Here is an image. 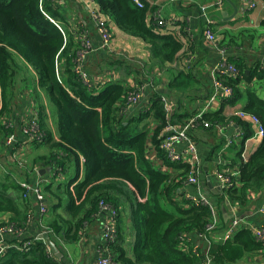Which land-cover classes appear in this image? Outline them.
I'll return each mask as SVG.
<instances>
[{
  "label": "trees",
  "instance_id": "trees-1",
  "mask_svg": "<svg viewBox=\"0 0 264 264\" xmlns=\"http://www.w3.org/2000/svg\"><path fill=\"white\" fill-rule=\"evenodd\" d=\"M94 1L104 17L127 35L143 40L150 47L152 62L167 65L182 52L184 45L178 37L163 35L150 27L148 19L155 7L146 0H142V8L131 0ZM56 6L53 0H0V142L3 143L16 131L15 127L7 129L5 122L11 112L8 97L19 75V60H23L36 72L41 91L57 110L58 140L45 123V108H40V127L46 139L41 145L47 144L49 151L44 156H38L34 165L46 163L52 170L55 167L63 172L68 162L72 160L75 163L74 176L67 185L59 184L54 190L48 185L43 189L46 200L49 196H45V192L51 199L52 195L58 199V202L49 204L53 217L45 222L46 228L52 230V237L54 233H63L68 242L75 243L84 237L88 223L102 213L100 201L104 200L116 209L129 207L137 230L133 255L120 248L116 260L119 264H202L203 256L194 253L195 246L190 237L205 233L209 209L194 205L183 207L175 202L174 197L187 173L177 180L171 174L156 169L146 156L150 141L161 151L163 137L159 136L167 126L161 97L153 95L151 107L141 117L126 119L120 106H124L128 93L133 89L112 83L96 93L85 85L73 70V37L59 24V21L64 23V17ZM52 20L61 26L64 33ZM156 23L158 25V20ZM222 47L226 51L230 49L228 43ZM62 58L67 61L64 67L60 62ZM226 61L235 65L239 76L219 73L218 78L224 86L232 88L233 96L221 101V110L204 114L209 126L227 123L221 112L225 104L234 105L242 100L241 85L244 82L251 83L255 75L264 78L263 70L248 74V67L241 58L233 60L228 56ZM248 89V102L243 111L256 116L264 127V100L253 88ZM151 116L157 120L154 129L133 126ZM234 121L241 123L238 118ZM251 134H247L244 142ZM80 156L85 160L84 179L71 190V185L81 174ZM3 180L0 181V214L11 215L5 224H15L23 229L28 219L33 217L31 203L29 199H23L21 206L18 197L11 191L19 194L24 189L10 175ZM239 180L240 187L227 191L231 203L244 205L252 193L264 192V137L258 150L243 163ZM60 191L70 200L64 207V215L57 213L62 208L61 196L58 195ZM23 195L26 196L25 192ZM217 197L219 202L225 200L221 194ZM168 205L174 206L176 213L167 210ZM242 251L245 254L263 252L264 241L242 229L228 244L211 248L216 264L236 261ZM61 262L50 252L46 241L41 239L33 241L28 252L10 249L0 257V264Z\"/></svg>",
  "mask_w": 264,
  "mask_h": 264
},
{
  "label": "crops",
  "instance_id": "crops-1",
  "mask_svg": "<svg viewBox=\"0 0 264 264\" xmlns=\"http://www.w3.org/2000/svg\"><path fill=\"white\" fill-rule=\"evenodd\" d=\"M146 1L155 7L154 13L148 19L150 27L154 31H160L163 35L178 37L184 45L182 52L173 63L163 65L152 62L150 47L143 40L127 35L106 17L107 26L110 27L113 38L109 48H102L101 36L89 10V0L83 2L53 0L64 17V23L59 21V24L73 37L74 46L71 52L75 53L74 65L82 45L79 33L81 31L89 33L92 50L85 56L84 66L95 81L92 89L98 93L109 84L120 83L133 90H142V96L138 103L129 105L124 112L126 119L138 118L146 113L145 111L151 107L150 99L157 94L164 95L168 100L169 110L164 107L167 121L169 119V122L176 125L182 124L188 120V117L190 119L198 115L206 101L215 95L214 69L221 63V55L206 37L207 19L202 12L203 7H209L208 12L214 19L213 28L219 45L221 47L226 43L230 45V49L227 51L228 56L233 60L241 58L248 67V74L251 71H258V69L264 71V0H255L258 2V7L247 14H243L241 11L242 0ZM159 18L165 20V27L160 28L157 25L156 21ZM19 61L21 76H19L17 84L20 85L16 86L15 83L8 97L11 106L9 116L15 123V130L16 132L20 131L19 126L23 124L27 114H30L34 109L40 113V108L44 107L47 115L45 123L52 130L54 138L58 140L56 118L53 117L51 107L49 110L48 104L50 105V103L47 96L38 85V76L23 60ZM60 62L63 67L67 64L65 58H62ZM248 87L253 88L252 90L257 93L258 97L264 100V78L260 79L255 75L251 83L244 82L241 85L242 100L234 105L225 104L221 114L227 123L211 126L200 125L190 132L191 137L198 145L202 185L206 194L218 204L220 211L218 228L208 234L213 242L212 247L224 246L232 241V239L227 241L223 239L229 222L234 218L252 222L256 227L264 224V218L257 212L264 205V192L252 193L249 201L244 205L238 202L231 203L229 200L219 202L217 197L220 195L221 187L216 172L241 171L243 163L258 150L263 142V136L257 135L258 127L249 118L241 119L236 115L239 111H243L248 102ZM225 99L227 98L220 93L218 103L207 113L220 109L221 101ZM51 118H53V125H51ZM234 118L240 119L241 123L237 124ZM156 121L151 116L133 126L138 125L139 129L148 126L149 130H152L157 125ZM217 125L224 128L219 130ZM212 127L213 129H210ZM163 133H165V129L159 138L163 136ZM249 133L252 134L244 142ZM180 148L183 147L180 146ZM23 149V154L18 155L15 148L6 146L4 141L0 142V168L3 170V178L10 175L18 185L23 182L22 180L35 184L37 181L49 178L53 172L50 165L46 163H35L34 165L38 156L48 153V145H36ZM146 156L156 169L164 173H166L164 169L172 166L170 174L176 179L181 178L189 170L188 165L184 162L175 164L169 161L163 151H158L151 141L148 143ZM84 162V158L80 156L81 174L77 182L71 185V190L84 179ZM74 165L72 160L68 162L63 171V179L58 182L52 181L46 186L51 185L54 190L59 184L67 185L74 176ZM209 183L219 194L213 193L209 188ZM61 193L62 191L58 195L61 196L62 208L57 213L64 215V207L70 203V200ZM12 194L18 197L21 206H23V199L30 198L33 217L28 219L23 229L26 238H40L46 231L41 227L40 206L37 205L36 199L34 196H24L23 191L19 194L12 192ZM188 194H195L194 187L182 184L174 201L187 207L189 204ZM46 195L49 196V199L44 201L48 207L44 218L45 222L53 217L49 204L58 202L55 196L52 195L51 199V196L45 192ZM124 208L126 207L118 209L120 211L117 218L118 237L114 242L110 243L104 239L103 229L107 215L101 213L98 218L88 223L83 239L80 238L75 243L68 242L63 233H54L53 237L49 233L50 240L56 245L62 257L59 259L48 245L50 252L59 262L62 261L61 264H99V260L105 258H111L112 264H119L116 262L119 257V249L122 248L130 256L133 255V243L137 235L129 207ZM166 209L176 213V208L172 205H168ZM10 219V214H0V225L8 223ZM190 240L194 246L201 248L208 245V242L197 234H192ZM13 243H17L13 236H8L4 241H0V252L4 251V255L7 254L9 251L7 247ZM228 264H264V251L252 254L243 252L236 261H231Z\"/></svg>",
  "mask_w": 264,
  "mask_h": 264
},
{
  "label": "built area",
  "instance_id": "built-area-1",
  "mask_svg": "<svg viewBox=\"0 0 264 264\" xmlns=\"http://www.w3.org/2000/svg\"><path fill=\"white\" fill-rule=\"evenodd\" d=\"M79 1L83 2L88 0ZM89 1V10L96 23L98 33L101 36L102 48H109L113 38L110 27L107 26V21L105 17L100 13L97 5L95 4V1ZM131 1L136 6L141 8L143 7L144 3L142 0ZM241 2V11L243 14H247L258 7V2L255 0H242ZM208 9L209 7L202 8V12H204L207 19L206 37L209 41L214 44L218 53L221 55V63L214 69L213 83L215 87V95L206 101V103L204 104V108L198 115L186 120L182 124L176 125L174 123L169 122L168 119L167 126L165 127V133H163L162 136L163 140L161 141L160 148L165 154V157L172 163L182 164V162H184L189 167L187 176L183 179V184L194 187L195 194H188L189 204L187 206H202L208 208L210 211L209 221L206 225L205 233L199 235L200 238H203L205 239V241L208 242V245L205 248L195 246L193 251L196 255L203 256L202 264H216L214 256L211 253L213 242L211 241V238L208 236V234L218 228V224L220 222V211L218 204L213 202V198L206 194L202 185L200 179L201 162L198 151V145L191 137L190 132L201 124L206 125V122L204 120V114L210 111L218 103V96L220 93L223 94L227 99L233 96L232 88L224 86L222 81L218 78L219 73H227L232 77H238L239 71L236 69L235 65L230 64L226 61L228 53L223 47L219 45L217 41V37L213 28L214 19L212 16L209 15ZM52 22H54L57 27L63 32L59 24H57L54 20H52ZM158 26L160 28L165 27V20L159 18ZM79 38L82 43L81 51L78 53V59L73 67V70L79 75L80 79L85 85H88L92 88L93 83L95 81L92 79L89 72L84 66V58L92 50V43L89 37V33L87 31H81L79 33ZM141 92V89H135L128 93L126 103L124 104V106H120L121 114H123L127 110V107L129 105H135L138 103L142 96ZM160 97L161 102L165 105L164 107L169 110L167 98L164 95ZM236 115L241 119L249 118L252 123L256 127H258L257 135L264 137V127L256 116L249 115L244 111H239L238 113H236ZM39 119V111L36 109H34L30 114H27L25 116L23 124L19 126L20 131H15L4 139V143L6 144V146L15 148V151L19 155L23 154V148H30L36 145H41L46 139L45 133L40 127ZM5 127L7 129H12L15 127V123L12 117H9V119L5 122ZM217 128L221 130L224 127H222L221 125H217ZM180 146H182L183 148H180ZM164 171L167 174H170L172 172V168L169 167L167 169H164ZM216 176L220 182V194L225 198V200H228L227 191L235 187H240L239 179L241 176V171H218L216 172ZM62 179L63 172H61V169H57L54 167L51 176H49V178L45 180L37 181L35 184L29 182L20 183L21 187L24 189L26 197L34 196L37 205L40 206L41 227L47 233H52V230H48L45 226L44 218L46 217L48 207L44 203V201L46 200L44 198L43 189L44 186L50 184L52 181L58 182ZM178 179L180 180V178ZM100 211L107 215V220L103 229L104 239L110 243L114 242L118 237L117 218L120 215V211L107 204L104 200L100 201ZM257 212L261 214L264 218V205L261 206ZM242 229L250 231L258 240L264 241V224L260 227H256L252 224V222L240 218H234L229 222L225 230L223 240L227 241L233 239L237 232ZM8 236L15 237L18 243L9 244L7 250L17 249L22 252H28L31 248L33 241L40 239L37 237H33L34 240L26 238L24 229L17 227L15 224H5L4 226H0V241H4ZM3 255L4 251H1L0 257H2ZM99 264H112L111 258L100 259Z\"/></svg>",
  "mask_w": 264,
  "mask_h": 264
},
{
  "label": "water",
  "instance_id": "water-1",
  "mask_svg": "<svg viewBox=\"0 0 264 264\" xmlns=\"http://www.w3.org/2000/svg\"><path fill=\"white\" fill-rule=\"evenodd\" d=\"M209 185V188L213 191V193L214 194H219V192L218 191H214V189L212 188V185L209 183L208 184ZM40 239L41 240H46V242L48 243V245H49V247H50V249H51V251L60 259L61 257H62V254H60L59 252H58V249H57V247H56V245L50 240V235H49V233H43L41 236H40Z\"/></svg>",
  "mask_w": 264,
  "mask_h": 264
},
{
  "label": "rangeland",
  "instance_id": "rangeland-1",
  "mask_svg": "<svg viewBox=\"0 0 264 264\" xmlns=\"http://www.w3.org/2000/svg\"><path fill=\"white\" fill-rule=\"evenodd\" d=\"M19 76H21V75L19 74L17 76L16 86H19L20 85V84H17V82L19 83V79H20ZM48 106H49V110H50V107H51L53 117L56 118L57 117V110L53 106H51L49 104H48ZM51 125H53V118H51ZM2 171L3 170L0 168V181L3 180V176L2 175H4V174H3ZM8 181H11V180L9 179ZM22 181L25 182L24 180H22ZM2 182L6 183L7 181L6 180H3ZM12 186L14 187L13 184H12ZM11 192H13V191H11ZM28 199H30V198H28ZM3 224H5V223H3ZM3 224H1V225H3Z\"/></svg>",
  "mask_w": 264,
  "mask_h": 264
}]
</instances>
